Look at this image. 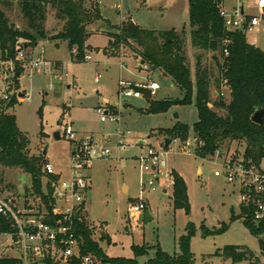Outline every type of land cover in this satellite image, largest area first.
Segmentation results:
<instances>
[{"label": "rangeland", "instance_id": "1", "mask_svg": "<svg viewBox=\"0 0 264 264\" xmlns=\"http://www.w3.org/2000/svg\"><path fill=\"white\" fill-rule=\"evenodd\" d=\"M102 16L109 24L100 22L92 31L87 45L93 48L87 55L91 60L75 63L65 42L40 41L37 47H30L36 55L47 61L39 72L26 67L22 76L14 82L13 73L0 74V97L6 85L10 90L26 94V98L9 111L17 117L19 129L30 140L31 155H44L60 177V182H69L72 153L82 139L92 137L96 149H108L109 156L95 159L91 164V189L87 194L85 220L92 230L93 239L109 258L135 259L132 247L140 246L148 253L137 258L138 264H146L161 250L169 255L180 253V239L187 235L189 223L196 226V235L191 239V251L195 264H251L248 261L233 263L215 254L228 246L245 247L259 264H264L258 238L252 236L242 219L231 221L232 216L241 213V195L237 186L228 183L225 176L216 177L222 171L225 160L234 163L242 161L244 145L225 142L215 156L206 160L195 155L197 143L193 133L185 140L164 137L161 129H172L177 123L192 127L198 121L195 102L191 105H174L167 112L147 114L148 99L122 98L119 100V82L131 86L149 84V80L159 85L152 100L177 101L184 98L181 89L171 77L160 71L150 70L148 65L141 67L134 57L119 58L106 53L108 32L117 34L115 26L131 20L146 30L183 32L186 51L195 80V57L203 56V64L209 69L211 80V108L220 98L230 102V90L226 82L219 83L216 54L198 52L191 45V23L189 0H97ZM258 0H224L223 8L232 15L235 8L244 6L246 17H258L260 25L246 33L247 41L264 51V17L257 6ZM10 21L17 29L24 30L17 7L6 10ZM51 35L58 32L61 24L50 12L46 24ZM25 44L24 41L20 42ZM29 46V45H28ZM122 45L121 56H133L131 48ZM86 55V56H87ZM22 68V67H21ZM6 70V68H5ZM109 99V104L103 101ZM113 106V107H112ZM109 108L117 122H101L98 109ZM118 114H117V113ZM70 126L76 134L75 140L65 136ZM157 130L156 132H154ZM125 134V148L119 146V135ZM59 134L60 138H56ZM109 139V141H108ZM171 140L169 146L166 140ZM143 143L141 145L140 143ZM189 143V146H187ZM153 149L166 153V166L160 171L163 175L143 170L140 159L147 158ZM202 173H198V168ZM264 169V163L262 164ZM179 172L187 185L190 213L176 210L173 204V186L169 174ZM2 172V175H1ZM157 176V177H156ZM4 185L20 200H27V189L32 186L31 177L19 170L0 169ZM46 181H44V188ZM128 187L129 191L127 192ZM164 190L168 193L165 194ZM144 201L151 220L139 223V217L131 208ZM228 229L218 233L222 227ZM212 235H205V232ZM105 234V238L101 234ZM11 245L9 236L0 235V259L14 255L4 251Z\"/></svg>", "mask_w": 264, "mask_h": 264}, {"label": "trees", "instance_id": "2", "mask_svg": "<svg viewBox=\"0 0 264 264\" xmlns=\"http://www.w3.org/2000/svg\"><path fill=\"white\" fill-rule=\"evenodd\" d=\"M191 45L202 53L216 54L215 61L218 68L219 83L224 80L230 90L231 100L227 102L220 97L214 107L222 114L211 108V74L203 64V56L195 57V80L192 79L191 68L186 52V39L183 32L175 29L169 31L146 30L131 20L115 27L117 34H108L110 39L107 53L118 56L122 45L139 48L133 49L148 65L150 70L160 71L171 77L184 94L182 100L156 101L152 100L150 92L142 90L149 101L147 114L158 115L167 112L174 105H191L193 101L198 112V121L192 126L177 123L172 129H161L159 134L185 140L193 133L197 148L195 155L200 159L215 156L225 142L244 145L246 163L262 166L264 163V115L263 124L253 122L254 114L264 111V51L247 41L246 33L228 31L221 16L224 0H189ZM18 8L26 29H17L6 14L7 11ZM50 12H54L55 19L61 24L58 32L51 35L46 24ZM105 22L97 0H0V52L3 56L15 58L16 47L24 41L26 46L35 47L40 41L66 42L72 61L82 63L88 52L93 48L87 45L91 33L89 28ZM230 44L226 45L225 41ZM76 47L78 54L73 55ZM228 51L225 55L224 51ZM23 69L16 65L14 82L22 76ZM18 102L11 101L0 105V169L19 170L28 174L32 179V186L27 189L26 198L33 196L46 206L51 212L55 205L53 199V184L59 177L47 175L44 166L47 161L44 155H31L30 140L17 124V117L9 113ZM117 113V112H116ZM2 175V172H1ZM173 204L176 210L190 213L188 188L185 180L172 170ZM44 181L46 186L44 188ZM0 183L4 184L2 178ZM240 215L232 216L231 221L242 219L249 233L258 238L261 253L264 256V222L255 223L253 220L254 206L241 205ZM8 226L0 228V235L7 231ZM228 227L224 226L218 233H223ZM187 235L180 239V253L169 255L161 250L155 258L146 264H195V256L191 251V239L196 235V226L189 223ZM78 233L83 238L82 253L92 254L104 264H138L137 258L148 253L149 248L133 246L135 259L109 258L97 241L93 239L89 223L84 220L78 222ZM212 235L205 232V235ZM224 260L233 263L248 261L259 264L255 256L244 247L228 246L216 254ZM0 264H18L11 258H1Z\"/></svg>", "mask_w": 264, "mask_h": 264}, {"label": "built area", "instance_id": "3", "mask_svg": "<svg viewBox=\"0 0 264 264\" xmlns=\"http://www.w3.org/2000/svg\"><path fill=\"white\" fill-rule=\"evenodd\" d=\"M13 1V0H9ZM241 1V0H239ZM258 8L264 17V0H258ZM221 16L225 21L228 31L252 32L260 25V18L246 17L244 6L235 8L232 15H228L224 8H221ZM225 44H230L229 40ZM26 45L16 47L15 58L5 56L0 52V74L7 72L16 74V65L22 69L31 67L33 71L39 72L46 67L47 61L41 55H36L32 49H25ZM73 55L78 54V49H72ZM228 55V51H224ZM85 60H91L86 56ZM6 68V70H5ZM142 90L150 92L155 96L159 90L156 82H150L143 86H131L123 81L120 82L118 98H141L144 96ZM0 97V105L8 104L13 100L22 102L26 98L25 93L10 90L6 85ZM102 116L101 122H117L115 113L109 108L96 110ZM66 138L75 140L76 134L72 127L68 126L65 132ZM125 134L119 135V146L125 148ZM109 141V139H108ZM189 146V143H187ZM108 149H96L92 137L82 139L71 157V173L69 182H60V177L53 166L48 162L44 166L47 175L59 177L53 184V199L55 205L50 212L46 206L33 196L30 200H20L7 186L0 183V228L8 226V230L2 236L11 238V245L4 246V251H12L11 258L18 261V264H104L92 254H83V238L78 233V222L85 220L87 194L91 189L90 169L95 159L109 156ZM166 153L150 149L147 158H141L140 164L144 171L163 175L160 171L165 168ZM172 172V171H171ZM216 177L225 176L228 183L238 187L241 195V205L254 206L253 220L255 223L264 222V169L246 163L243 158L237 163L232 160H225L222 171L215 173ZM157 177V176H156ZM169 177L172 180L171 173ZM134 215H142L147 211L144 201L131 208Z\"/></svg>", "mask_w": 264, "mask_h": 264}, {"label": "crops", "instance_id": "4", "mask_svg": "<svg viewBox=\"0 0 264 264\" xmlns=\"http://www.w3.org/2000/svg\"><path fill=\"white\" fill-rule=\"evenodd\" d=\"M123 22H126V21H122V23ZM121 23V24H122ZM120 24V25H121ZM93 27V26H92ZM92 27H90V28H92ZM115 27H117V26H115ZM90 31V33H92V31L91 30H89ZM110 32H108L107 33V35L109 34ZM109 41H110V39H109ZM66 43V42H65ZM67 44V43H66ZM109 45V44H108ZM89 46V45H88ZM37 47V45L35 46V48ZM68 47V46H67ZM91 47V46H90ZM108 48V47H107ZM132 52L134 53L133 54V56H121L120 54H118V56H116V57H119V58H128V57H134L135 59H137L138 61H140V64H141V67H140V69L142 68V66H144V65H142V59L138 56V54L132 49ZM187 52V51H186ZM70 53V52H69ZM107 53V52H106ZM42 54V53H41ZM108 55H111V54H109V53H107ZM112 56V55H111ZM71 57V56H70ZM146 65V64H145ZM121 82V81H120ZM120 82H119V88H120ZM150 82H155V81H152V80H149V83ZM103 101L107 104V106H111L110 104H109V99L108 98H106V97H103ZM113 107V106H112ZM118 114V113H117ZM157 130H155L154 132H156ZM166 140V139H165ZM141 145H143V143L141 142L140 143ZM206 160V159H205ZM174 171H176V170H174ZM177 172V171H176ZM198 173L199 174H201L202 173V169L199 167L198 168ZM178 174L183 178V176L178 172ZM184 179V178H183ZM172 186H173V181H172ZM125 188H127V192L129 191V189H128V187H124V189ZM164 193L165 194H167L168 192L166 191V190H164ZM86 205H87V203H86ZM240 208H241V204H240ZM87 210V209H86ZM147 210H148V208H147ZM136 216H138L139 218H140V216L141 215H136ZM102 235H103V233L101 234V237H102Z\"/></svg>", "mask_w": 264, "mask_h": 264}, {"label": "water", "instance_id": "5", "mask_svg": "<svg viewBox=\"0 0 264 264\" xmlns=\"http://www.w3.org/2000/svg\"><path fill=\"white\" fill-rule=\"evenodd\" d=\"M29 47L26 46L25 49H28ZM142 65H145V62L142 61ZM263 115H264V111L262 109L258 110L252 120L253 122H255L256 124L262 125L263 124ZM56 138L59 139L60 136L59 134H56ZM171 144V140H166V145L169 146ZM46 154V152H44V155ZM151 220V217L149 216V213H145L142 214L139 218V223L141 224L143 221H149ZM102 238H105V234L102 235Z\"/></svg>", "mask_w": 264, "mask_h": 264}]
</instances>
